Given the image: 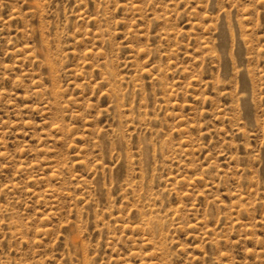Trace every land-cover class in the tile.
<instances>
[{"label":"rangeland","instance_id":"374dc122","mask_svg":"<svg viewBox=\"0 0 264 264\" xmlns=\"http://www.w3.org/2000/svg\"><path fill=\"white\" fill-rule=\"evenodd\" d=\"M0 264H264V0H0Z\"/></svg>","mask_w":264,"mask_h":264}]
</instances>
